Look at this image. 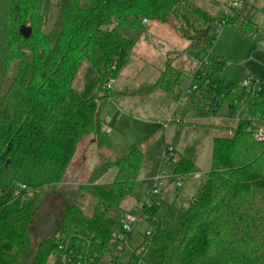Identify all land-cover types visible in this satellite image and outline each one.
<instances>
[{
    "label": "trees",
    "instance_id": "obj_1",
    "mask_svg": "<svg viewBox=\"0 0 264 264\" xmlns=\"http://www.w3.org/2000/svg\"><path fill=\"white\" fill-rule=\"evenodd\" d=\"M241 1L228 24L237 19L247 33L252 10ZM220 20L193 0H0V82L7 84L0 90V264L28 257L30 228L55 194L64 198L62 215L29 264H49L60 235L70 240L72 264H108L109 247L131 210L127 201L142 205L134 193L144 151L135 147L101 163L93 183L79 185L72 197L57 186L86 139L102 145L105 84L125 69L151 21L169 23L188 38L184 52L202 67L188 75L170 59L139 92L165 90L178 98L195 81L201 86L196 105L203 106V91L225 94L230 107L241 104L242 83L225 77L226 58L214 49ZM22 26L31 27L30 37ZM85 62L99 77L88 98L74 86ZM246 107L252 116L262 114L264 92ZM250 128V120H239L231 135L214 138L211 170L187 205L179 204L184 186L142 205L151 234L120 264H264V143ZM110 166L117 169L114 180L99 183ZM172 166L184 182L200 171L177 150Z\"/></svg>",
    "mask_w": 264,
    "mask_h": 264
},
{
    "label": "rangeland",
    "instance_id": "obj_2",
    "mask_svg": "<svg viewBox=\"0 0 264 264\" xmlns=\"http://www.w3.org/2000/svg\"><path fill=\"white\" fill-rule=\"evenodd\" d=\"M193 1L219 19L223 17L225 6L229 3V0ZM246 7L252 10L250 23L246 26L247 33L239 31L240 21L237 19L232 24L222 25L214 49L220 51L226 58L224 73L228 78L243 83L246 76L252 74L264 81V0H247ZM148 25L151 29L156 26H160L161 29L155 32L151 30L152 35L148 33L137 42L131 61L118 76L117 84L108 91V97L102 100L106 107L101 111L102 118L108 111L118 113L115 126L118 125L119 128L114 127L113 133L109 134L110 142L113 144L109 151L106 148L96 149L99 162L95 167L98 168L101 163L114 160L131 149L140 147L145 153V160L134 194L142 197L152 187L153 178L160 167L168 172L171 170L168 163L163 160V155L167 146L174 145L182 154L191 158L200 170L198 174H191L180 191L181 202L187 205L198 193L207 178V172L211 170L214 138L232 134L233 127L237 126L240 109L224 103L215 114H212L205 107L181 99L173 102L171 111L165 117L151 110V102L156 101H153V92L150 95L143 94L138 91L139 88L156 82L159 71L164 69L170 56L175 57L173 65L188 75L193 72L196 63L184 54L190 40L182 36L175 27L158 21H151ZM149 42L154 43L152 48L154 56L143 59L141 57L146 55L144 48ZM145 63L147 67L142 70ZM154 68L159 71L156 75H151L148 70L154 72ZM185 84L186 82H183L182 87ZM6 85L0 82V90H5ZM98 85L97 72L85 62L74 83L76 90L83 98H88L97 90ZM164 91L157 90V93L165 94ZM175 119H181V122L178 123ZM93 138L90 137L82 143L68 169L65 181L57 186L58 191L64 193L67 198L73 196L79 185L92 184L95 179L94 171L90 173L87 171L83 158L88 154L87 147ZM116 171V167L110 166L104 173L102 182H112ZM135 201L136 198H130L126 206L131 209ZM63 207L64 198L60 194L52 195L45 202L30 228L31 246L28 257L20 264H29L36 253L39 240L54 231ZM147 229L145 222L139 224L133 234L131 245L124 252V262L128 260L132 250L142 242Z\"/></svg>",
    "mask_w": 264,
    "mask_h": 264
},
{
    "label": "built area",
    "instance_id": "obj_3",
    "mask_svg": "<svg viewBox=\"0 0 264 264\" xmlns=\"http://www.w3.org/2000/svg\"><path fill=\"white\" fill-rule=\"evenodd\" d=\"M241 0H229V3L225 6L223 17L215 27V32L218 34L221 31L222 25L228 24L229 18L233 15L234 10L240 7ZM144 23L148 21L143 20ZM264 44V43H263ZM196 68L202 67L201 61H196ZM115 78H109L105 84V89H111ZM201 86L198 82H191L184 90V97L194 98L196 92L200 93ZM264 92V81L254 75H250L242 83V91L240 95L243 96L241 104H236L233 108H239V114L237 121L239 120H250L254 124V128H250V132L253 133L254 137L264 143V108L263 113H258L257 115L252 116L250 111L246 107V104H254L259 96ZM202 96V107H205L212 114H215L219 107H221L223 102V97L225 94L218 95L214 91H208L207 93L203 91ZM244 114V116L242 115ZM178 123L181 122V119H175ZM174 120V121H175ZM166 124V123H165ZM175 157V148L173 146H167L164 151L163 160L166 161L171 168L168 172L162 167L158 170L157 174L153 178V185L148 189L146 195L141 197V204L152 206L156 198L164 190L168 188H182L184 186V181L181 179L175 172L172 166V160ZM198 174V173H197ZM21 189H26V185L21 184ZM182 203L179 201V204ZM142 205H136L127 212L124 218L121 221V229L115 235L112 245L109 247L106 260L108 264H120L123 263L124 252L132 243L130 235L134 234L141 222H145L147 216L144 212ZM146 235L151 234V230H146ZM88 244H90L88 242ZM89 248V246L87 247ZM73 248L70 245L69 238H66L64 235L59 236L58 248L50 255L49 264H72L73 259ZM84 252V251H83ZM83 254V253H82ZM82 257V255L80 256Z\"/></svg>",
    "mask_w": 264,
    "mask_h": 264
},
{
    "label": "crops",
    "instance_id": "obj_4",
    "mask_svg": "<svg viewBox=\"0 0 264 264\" xmlns=\"http://www.w3.org/2000/svg\"><path fill=\"white\" fill-rule=\"evenodd\" d=\"M148 27H149V25H148ZM157 28V29H156ZM156 28L154 27V28H150L149 27V30L141 37V38H144L145 37V35L146 34H148V33H150V35H152L151 34V30L152 31H156V30H159V29H161L160 28V26H156ZM149 35V36H150ZM140 38V39H141ZM137 45V44H136ZM136 45H135V47H136ZM153 46H154V43L153 42H149L147 45H146V47L144 48V51L146 52V55H144V57H141V58H143V59H145V58H149V57H151V56H154V54L152 53L153 52V50H152V48H153ZM134 47V48H135ZM218 53H220L221 55H223L224 56V54H222L220 51H217ZM184 54H185V52H184ZM225 57V56H224ZM131 59V58H130ZM170 59H173V61L175 60V57H172V56H170L169 58H168V60H170ZM167 60V61H168ZM131 61V60H130ZM129 61V62H130ZM167 63V62H166ZM129 64V63H128ZM127 64V65H128ZM127 67V66H126ZM125 67V68H126ZM147 67V63H145L144 65H143V68H142V70H145V68ZM165 68V67H164ZM195 68H196V64H195V66H194V70H195ZM125 70V69H124ZM123 70V71H124ZM154 70V72H151V70H148V71H150L149 73H151V75H156V73L159 71L158 69H156V68H154L153 69ZM162 70H163V68L159 71L160 72V74H159V77H160V75H161V72H162ZM194 70H193V72H194ZM225 70V69H224ZM123 71L121 72V74L123 73ZM192 72V73H193ZM191 73V74H192ZM120 74V75H121ZM190 74V75H191ZM224 75H225V73H224ZM250 75H252V74H248L247 76H246V78L248 77V76H250ZM158 77V78H159ZM225 77L227 78V79H229V80H232V81H234V82H238V81H236V80H234V79H231V78H228L226 75H225ZM158 78L156 79V81L158 80ZM246 78H245V80H246ZM244 80V81H245ZM117 81H118V77L115 79V82L113 83V85H112V88L117 84ZM238 83H242V82H238ZM152 84H154V83H152ZM152 84H149V85H152ZM149 85H143V86H149ZM111 88V89H112ZM158 91H160V90H158ZM165 92V94H162V93H157V91H154L152 94H154L152 97H154V99H153V101L154 100H156L155 102H151V106H150V109L151 110H153L154 112H157V113H161L162 114V116H166L170 111H171V107L173 106V102L176 100V101H178V100H181V99H184L185 101H187V102H192V103H194L193 102V97L192 98H186V97H184V93L183 94H181V96H179L178 98H176L175 96H173L171 93H169V92H167V91H164ZM157 93V94H156ZM151 94V93H150ZM150 94H148V95H150ZM195 104V103H194ZM196 105V104H195ZM104 107H105V102H104V104H103V102H102V105H101V111L102 110H104ZM105 109H106V107H105ZM104 117V116H103ZM117 117H119V115H118V113H111L110 111H108V113H107V115L104 117V118H102V115H101V119H102V122H103V129H102V133H101V135H100V140H101V142H102V145L100 146L98 143H97V141H96V139H94L93 138V140H92V142L89 144V146L87 147L88 149H89V151H88V154L87 155H84V160L86 161V165H87V171H89V173L90 172H92V171H95V169H96V167H95V165L99 162V157L97 156L98 155V152L96 151V149L97 148H100V149H102L103 150V148H106L107 149V151H109V149H111V147L113 146V144L110 142V139H109V134H112L113 133V130H114V127H117V128H119L118 127V125H116L115 126V123H117L115 120L117 119ZM133 118V117H132ZM142 120V119H141ZM165 125V124H164ZM165 127H167V126H165ZM107 137V138H106ZM174 146V145H173ZM175 147V149L177 150V151H179L177 148H176V146H174ZM180 152V151H179ZM128 153V152H127ZM181 153V152H180ZM109 154H111L110 152H109ZM126 154V153H125ZM124 154V155H125ZM186 156V155H185ZM191 159V158H190ZM192 160V159H191ZM193 161V160H192ZM85 163V162H84ZM104 177H105V175L103 174L102 176H100L99 177V180H98V182L99 183H103L102 182V179H104ZM111 182V181H110ZM105 183H109V181L108 182H105ZM169 190H172V188H168V189H166V190H164L165 192L166 191H169ZM180 202H181V199H180Z\"/></svg>",
    "mask_w": 264,
    "mask_h": 264
},
{
    "label": "water",
    "instance_id": "obj_5",
    "mask_svg": "<svg viewBox=\"0 0 264 264\" xmlns=\"http://www.w3.org/2000/svg\"><path fill=\"white\" fill-rule=\"evenodd\" d=\"M31 32H32L31 27L22 26L21 33L23 34V36L30 37Z\"/></svg>",
    "mask_w": 264,
    "mask_h": 264
}]
</instances>
